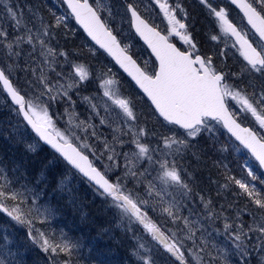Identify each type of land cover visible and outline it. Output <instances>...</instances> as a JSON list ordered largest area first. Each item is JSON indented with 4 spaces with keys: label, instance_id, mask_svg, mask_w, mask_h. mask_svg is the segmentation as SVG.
I'll return each instance as SVG.
<instances>
[{
    "label": "snow or ice",
    "instance_id": "obj_1",
    "mask_svg": "<svg viewBox=\"0 0 264 264\" xmlns=\"http://www.w3.org/2000/svg\"><path fill=\"white\" fill-rule=\"evenodd\" d=\"M0 104L67 166L54 191L103 199L127 264H264V0H0ZM47 180L0 166V264H86Z\"/></svg>",
    "mask_w": 264,
    "mask_h": 264
},
{
    "label": "trees",
    "instance_id": "obj_2",
    "mask_svg": "<svg viewBox=\"0 0 264 264\" xmlns=\"http://www.w3.org/2000/svg\"><path fill=\"white\" fill-rule=\"evenodd\" d=\"M44 1L48 6L55 7V0ZM27 135L32 138L34 134L30 129L25 131L18 126L15 114L0 106V165L6 167L11 178L23 182L34 181L44 171L48 177L45 193L58 207V221L54 227L80 238L83 245L80 254L86 264H127L129 240L119 230L107 234L101 231L112 223V213L105 209L103 199L75 174L71 193L54 191L58 177L66 174L68 168L44 145L34 152L27 150L28 141H24ZM233 158L238 159L237 154L233 153ZM204 175L206 179L207 172ZM70 195L78 205L76 208L68 203ZM82 213H86V219ZM0 221H5L2 215ZM32 255L29 253L26 258H32Z\"/></svg>",
    "mask_w": 264,
    "mask_h": 264
},
{
    "label": "rangeland",
    "instance_id": "obj_3",
    "mask_svg": "<svg viewBox=\"0 0 264 264\" xmlns=\"http://www.w3.org/2000/svg\"><path fill=\"white\" fill-rule=\"evenodd\" d=\"M43 1H44V0H43ZM44 3H45V1H44ZM0 106H3V105L0 104ZM24 141H25V142L28 141L27 143H31V142H32V138H31V137L29 138L28 135H27V136H24ZM27 143H26V144H27ZM41 147H42V144H41V146L37 147L36 150L40 149ZM0 166H1V165H0ZM32 181H33V179H31L29 182H32ZM74 181H76V179H75L74 175H72V184H73ZM16 183L19 184V183H25V182H23V181H16ZM38 187H43V186L40 185V186H38ZM43 197H44L45 199H47V200L52 201V200H51V197L45 193V188H44V187H43ZM52 204H53V203H52ZM57 221H58V213H57V215H56L55 218H54L53 227L55 226V223H56ZM6 228H7L8 230H12V226L7 222L6 219H5L4 222H1V221H0V233H3L4 230H5ZM17 231L19 232L20 230L17 229ZM21 234H22V232H21ZM70 236H71V235H70ZM82 248H83V247H82ZM28 254H29V253H28ZM28 254H27V255H28ZM27 255H26V257H27Z\"/></svg>",
    "mask_w": 264,
    "mask_h": 264
},
{
    "label": "flooded vegetation",
    "instance_id": "obj_4",
    "mask_svg": "<svg viewBox=\"0 0 264 264\" xmlns=\"http://www.w3.org/2000/svg\"><path fill=\"white\" fill-rule=\"evenodd\" d=\"M189 3H193V0H189Z\"/></svg>",
    "mask_w": 264,
    "mask_h": 264
},
{
    "label": "water",
    "instance_id": "obj_5",
    "mask_svg": "<svg viewBox=\"0 0 264 264\" xmlns=\"http://www.w3.org/2000/svg\"><path fill=\"white\" fill-rule=\"evenodd\" d=\"M48 147V146H47Z\"/></svg>",
    "mask_w": 264,
    "mask_h": 264
}]
</instances>
